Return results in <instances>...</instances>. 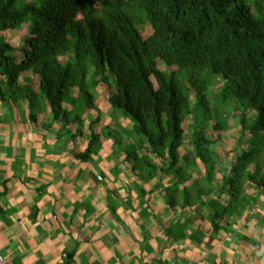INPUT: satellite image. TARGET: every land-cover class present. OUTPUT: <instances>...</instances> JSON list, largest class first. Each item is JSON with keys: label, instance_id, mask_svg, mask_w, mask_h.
<instances>
[{"label": "crops", "instance_id": "obj_1", "mask_svg": "<svg viewBox=\"0 0 264 264\" xmlns=\"http://www.w3.org/2000/svg\"><path fill=\"white\" fill-rule=\"evenodd\" d=\"M22 30H0V40L20 49ZM25 85L39 91L30 71L17 84L0 74V255L11 264H264V185L246 182L245 202L218 219L209 200L231 198L221 184L200 195L205 168L191 156L180 161L190 164L187 181L174 188L170 159L149 152L105 85L92 87L93 108L71 88L69 118H55L44 96L31 104ZM188 121L181 157L192 155ZM240 129L214 144L223 171L248 148H239Z\"/></svg>", "mask_w": 264, "mask_h": 264}, {"label": "trees", "instance_id": "obj_2", "mask_svg": "<svg viewBox=\"0 0 264 264\" xmlns=\"http://www.w3.org/2000/svg\"><path fill=\"white\" fill-rule=\"evenodd\" d=\"M145 20L149 34L139 28ZM23 24L28 29L20 49L0 40V74L17 84L22 73L32 72L39 91L23 87L32 104L44 96L55 118H69L63 102L71 88L78 87L80 103L93 108L92 87L105 85L110 104L134 122L149 152L170 159L174 188L187 181L190 164L180 161L193 163L191 156L205 168L195 186L200 195H207L204 182L210 193L221 184L231 199L227 207L209 200L218 219L237 212L235 199L245 202L238 193L246 182L264 185L257 158L264 134L227 171L220 168L214 144L229 125L218 119L210 98L232 104L240 128L253 135L248 142L264 133V0H0V30ZM20 51L18 60L14 53ZM216 75L222 84L214 91ZM188 118L192 155L181 157Z\"/></svg>", "mask_w": 264, "mask_h": 264}, {"label": "rangeland", "instance_id": "obj_3", "mask_svg": "<svg viewBox=\"0 0 264 264\" xmlns=\"http://www.w3.org/2000/svg\"><path fill=\"white\" fill-rule=\"evenodd\" d=\"M22 27H23V30H24V31L22 30L23 31V34L25 35L26 34V31H27V28H28V25L27 24H23ZM140 27H141L142 32L145 33V34H149L152 31V28H151L150 24L146 20L142 23V26L139 25V28ZM164 68H166V67H164ZM215 78H216V80L218 82L214 85L213 90L214 91H217L218 88L221 86L222 81L219 80L220 79V76L219 75H216ZM210 98H211V102H212L211 105L214 106V108H215L214 110L216 112V115H217L218 119L220 121H223L225 124L229 125L227 131H229V129H232L234 127H238V126L240 127V121H239L240 119H239V116L233 113L234 112V108H233L232 104L226 103V102H221V101H218V100L216 102L215 101V95H210ZM256 114H257V112L254 111V110H253V112H250L249 113V115L252 118L249 120V123L247 124V127L248 128H250V126L253 125V118L254 119L256 118ZM189 123L190 122L188 121V124ZM208 131H210V133H208V134L211 137L212 136L214 137L216 135V132L211 127L208 128ZM239 131H240V133L238 132V134H237L238 137H239V142L238 143L240 144L239 145V148L243 146L242 149H245L246 146L248 148L252 147V145H254V141L257 142V140H262V135L264 134L262 131L261 132L258 131L256 133V139L255 138L254 139H251V141H249V145H248L247 138L249 137L248 136L249 134L248 133H245V131H243L241 129ZM252 137H253V135H252ZM262 148H263V150H261V151L264 152V143H263V145L261 146L260 149H262ZM236 152H237V150H236ZM241 153H242V151H241ZM257 158L260 160L261 165L264 167V153L262 155L259 154V156L257 155ZM219 159H220V156H219ZM245 173L246 172H244V174ZM240 180H244V177H241ZM203 187L206 189V194L210 197V185H209V183H205L204 182L203 183ZM241 192H243V190H240V192L238 193L239 196H241ZM249 199H251V198H249ZM244 200H246V199H244ZM236 204H237L238 207H240L239 206L240 204H238V202H236ZM226 207H227V205H226ZM231 209H232V207H229L228 208V210H231Z\"/></svg>", "mask_w": 264, "mask_h": 264}, {"label": "built area", "instance_id": "obj_4", "mask_svg": "<svg viewBox=\"0 0 264 264\" xmlns=\"http://www.w3.org/2000/svg\"><path fill=\"white\" fill-rule=\"evenodd\" d=\"M0 264H11L4 256L0 255Z\"/></svg>", "mask_w": 264, "mask_h": 264}, {"label": "bare ground", "instance_id": "obj_5", "mask_svg": "<svg viewBox=\"0 0 264 264\" xmlns=\"http://www.w3.org/2000/svg\"><path fill=\"white\" fill-rule=\"evenodd\" d=\"M84 87V85H82ZM32 104V103H31Z\"/></svg>", "mask_w": 264, "mask_h": 264}]
</instances>
